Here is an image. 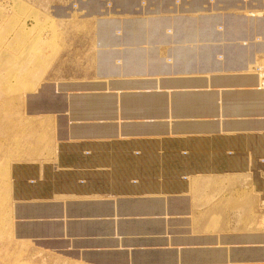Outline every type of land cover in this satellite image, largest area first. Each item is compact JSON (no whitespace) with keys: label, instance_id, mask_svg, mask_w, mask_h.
Wrapping results in <instances>:
<instances>
[{"label":"crops","instance_id":"1","mask_svg":"<svg viewBox=\"0 0 264 264\" xmlns=\"http://www.w3.org/2000/svg\"><path fill=\"white\" fill-rule=\"evenodd\" d=\"M112 1L9 2L0 258L264 264V0Z\"/></svg>","mask_w":264,"mask_h":264},{"label":"rangeland","instance_id":"2","mask_svg":"<svg viewBox=\"0 0 264 264\" xmlns=\"http://www.w3.org/2000/svg\"><path fill=\"white\" fill-rule=\"evenodd\" d=\"M11 0H0V198L3 193V189H5V182L9 178L7 176V167H8V157L6 152V130L8 118H10L11 122L13 118H17V114L21 113L22 108V97H23V89L21 84L14 83V77L21 72V67H9L8 62L10 63L9 58H13L14 46L15 44L12 39L16 37H9L8 32H12L14 29L18 28H26L30 26L31 28H53L56 27L55 21L53 18H47L46 20H40L38 16L35 19L32 17L25 15L26 9L24 10L23 6L17 5L14 9H10ZM64 6L67 8L66 12L68 14H74L78 12L79 4L77 0H67ZM141 6L146 5V0L141 1ZM50 8V7H49ZM114 8V3L112 0H106L104 4V8L100 10L103 12L105 9ZM12 10V11H11ZM51 10V9H49ZM16 13V14H15ZM10 16V17H9ZM23 16H26L23 18ZM100 16V15H98ZM10 19L9 25L6 24V20ZM9 41V49L8 39ZM16 45V44H15ZM16 48V47H15ZM22 52L16 53V59L20 56L21 58ZM17 61V60H16ZM21 62V60H19ZM18 62V63H19ZM15 75V76H14ZM11 109V115L9 117L8 110ZM15 114H12V113ZM4 201H6V197H3ZM4 212L2 216V224H5V215ZM0 222V224H1ZM10 262V263H9ZM0 264H29L22 260L8 261L6 259L0 258Z\"/></svg>","mask_w":264,"mask_h":264},{"label":"bare ground","instance_id":"3","mask_svg":"<svg viewBox=\"0 0 264 264\" xmlns=\"http://www.w3.org/2000/svg\"><path fill=\"white\" fill-rule=\"evenodd\" d=\"M83 9V8H82ZM214 260V259H213Z\"/></svg>","mask_w":264,"mask_h":264}]
</instances>
